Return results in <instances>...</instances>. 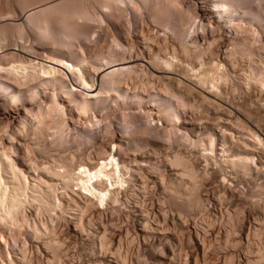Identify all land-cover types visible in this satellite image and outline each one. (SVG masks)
Wrapping results in <instances>:
<instances>
[{
	"label": "bare ground",
	"instance_id": "6f19581e",
	"mask_svg": "<svg viewBox=\"0 0 264 264\" xmlns=\"http://www.w3.org/2000/svg\"><path fill=\"white\" fill-rule=\"evenodd\" d=\"M139 1L142 2L143 4L145 3L148 6L150 0L149 1L139 0ZM175 1L172 2L176 3L174 5L178 6V7L176 6L177 9L178 8L180 9L178 10V14L180 11L179 14L180 16L177 15L178 18H180V22H181L180 25L181 24L182 26L185 24L187 25L189 21L191 22L189 25H192L191 20H193V23L195 25L197 23L196 22L197 19L200 22V28L202 30L201 32H203L204 37H201L202 35L199 36V40H200L199 42L202 43L196 44L194 43V41L193 42L190 41L187 43L186 41H184L185 38L182 35L181 38L184 39H176L177 41L174 40L176 42H173L172 45L166 46L164 45L166 43H163L162 45L159 44L160 43L159 41H158L159 43L154 42L155 39L150 36V31H152L153 29L149 30V29L141 28V30L138 31V38H139L138 41L142 43L141 48H143L144 51H141V48L140 50L138 49V53H137L138 56L137 54L128 55L129 50L126 49L127 46L125 47V45H123L120 42V40L114 39L113 42L114 44L111 43L113 45L108 47V48H112V50L107 48L109 51H106L105 49L106 52H103L105 46L103 48V51H101L102 49L100 48L99 45L98 48L100 50H97L95 52V55L93 53L94 55L93 58L87 60L85 58L83 59V57H85L83 53H82L83 57L81 59L80 57H78L79 55L77 56L76 55L77 53L73 51L74 49L72 44L73 33L70 32H75V30L76 31L79 30L80 32L81 30V33L82 31L84 33L83 29L87 30L86 28L87 23L88 26L90 27L89 21L93 19V16L90 17L89 15L90 13H87L85 11L84 12L78 11L75 14H73L72 11H70L71 13L68 14L67 12L65 15L68 14L67 17L68 16L71 17L72 21L69 22V24L65 25V28L63 32L61 31V34L55 32L51 24L53 21L55 22L58 21V19H56L57 16L51 13L56 17L55 18L53 15L50 14L51 11L47 10L49 13L46 11V14L48 13L52 17L50 22V15L44 16L45 12L44 14L43 12H41V10H43L42 5H41L42 7L40 6L42 9H38L39 6L30 8V6L28 7V5H26L27 10L26 11L24 10L26 14L25 22L22 21L19 23V25L18 24L16 25L14 23L16 27L18 26L17 30L15 29L16 31L15 33H17L16 36H14L15 33L12 34V32H14L13 31L14 30L13 28H15L14 26L12 28L13 30H11V28H8L7 31H9V29L12 31L11 34L9 35L10 31L7 32L5 30L7 32L6 34L5 31L3 30V26L1 27L2 23L0 24V28L3 30L2 31L0 29V31L3 33L0 34V114L3 116L1 119H4V121L2 120V122H5V125L3 126L5 128H3L2 126H1L2 128H0V264H19L22 259H23L22 263L24 264L26 263L24 262V257L27 258L26 251L29 250V249L27 250L26 246L23 247L22 243L21 245L16 246L14 249L15 253L13 254H12L13 251L11 252L10 250H7L8 248H6L9 246L8 239L11 238V240L13 239L17 240L18 236H22L21 238H23L24 236L29 237L28 238L30 239L29 241L34 243V245H32L33 243L31 244L32 245L31 250L34 249L35 252L37 251L39 252V254L46 253L45 264H65L66 260L68 259L70 260L71 258L70 255L72 256L71 250L73 247L71 248L68 245L69 241L66 239L67 237L66 238L65 236L63 237V239L65 238V241L67 240L65 242L63 241L60 235L59 236L61 238L57 236L56 232H58V230H56L55 229L56 226L53 225L56 219H59L61 221L62 219L66 220L68 223H70L73 231H76L80 234L82 233L81 235H86L87 237L92 235L94 236V233L98 232V234L95 233L97 234L95 235L96 237L94 236L95 239L97 238L98 240V245L94 249L93 246L90 247L93 250V252L91 253L93 258L95 257V255H97L101 257V259L100 261L96 260L97 262L95 261L92 264H108L109 262L106 261V256L108 255H111L114 258L116 264H131L130 262L132 261L129 262L128 261L129 259L128 260L126 259L127 256L125 257L126 254L124 255V253L125 252L127 253V251L124 252L123 250L124 253L123 254L121 253L122 251L120 249V244H121L120 240L123 243L122 239H120L119 237L117 240V244L116 245L114 244L115 246L112 245L113 247L111 248L110 247L111 242L107 241L108 232H106L107 231L105 230L106 228H104L102 231L100 230V232L97 231L96 230L97 227L95 226V223H97L98 220H96L94 223V221L92 220L94 218L91 219V216L86 217L85 214L89 210H92L94 207H99L102 209L104 208L105 210H107V208L110 209V207H112L113 210V207L122 205L121 204L122 202L120 200L121 198L119 197L120 195L119 191L121 189L125 190L127 187L129 188V184L131 182L130 180H134V181L137 180L136 178H134V176H131V173L134 172L132 166H135L137 163L139 165L143 161H147V160L145 159L137 160L135 158L132 159V157L124 159L122 156H120L122 154H119L120 153L119 151H121L120 149L123 148V146L118 144L117 140L116 141L112 140L111 143L109 142L108 149H105V146L103 144L101 146L103 148L102 152L101 150H99L100 147H98L100 145H98L97 147L98 150L101 152V154L95 153L94 156H91L90 153L91 151L87 154L86 152H84V154L82 153L83 155L79 157V159L76 158L77 160H75L74 157L75 155L74 156L70 154L66 155L67 153L63 155L64 153L63 154L58 153L59 146L55 145L57 143L61 144V142L67 140L66 132H69L70 126H69V122H67L66 119H68L67 117L69 114L71 115L72 119H77V120L79 119L78 121L79 125L84 128L83 130H86L88 128L90 129L94 125L93 119H95V121L97 120L96 117H98V115L96 116L95 114L97 112L95 111L96 107L98 108L99 105L103 106V104L106 103L107 100L112 101L113 98L112 95H115L121 99H128V98H134L135 100L138 99L136 100L138 106L139 105L141 106V102H142L141 100H143L142 97H140L141 95L139 96L138 94L137 96V94H135V96L132 95V97H129L130 96L129 92L128 94L126 91L121 92L122 85L128 82L129 80L128 79L129 77L127 76L130 72H134L138 70V72L141 71V72L149 73L150 76H152L151 78L158 80L159 83L161 82V86L164 87L163 88L164 90L165 88H170L172 89V91H175L177 94H179L182 102L189 104V106L195 105L192 107H195L196 110L201 109L202 111V108L206 109L208 112L203 113V115L204 114L207 115L208 113H210V111L214 112V113L211 112L212 115L214 114V120L213 117L212 120L216 121V123L215 122L214 123L216 124V126H218L217 129L219 130L222 136V144H221L222 148H220V150L222 151L220 154L221 162H222L221 165L223 164L232 165V167L238 165V167L239 166L243 167L248 171H250L252 167L253 168L258 167V164L255 161V153L258 151L256 147H258L257 144L260 145L261 148L264 147V142L261 140L260 136L256 134V132L252 133V139L250 138L251 140L247 139L241 141L242 149L240 150L238 149L239 152L233 151L232 145L228 144V139H226L227 138L226 136L228 135L229 136L231 135L233 138L235 136L233 134L234 131L231 132L230 128H233L234 130V126L236 127L237 124H240L245 120H249V121L252 120V115L251 113H249V111H246L247 109L244 106L245 104L242 105L239 103L238 105L237 101L236 104H232L231 102L229 104L227 102L229 96L227 95L228 97L225 101L224 99H222L221 93L224 92L222 91L223 90L222 88H224L223 85L226 84V82H228V79H230L231 77L230 74L231 73L233 74V72L231 71L235 70L236 67L234 61L237 62L238 59L237 57L232 55H236L238 56V58L240 57L241 58L240 60L242 62L247 60L248 62L250 61L249 62L250 65L248 67L249 70L247 68L248 74L246 73L247 70H245L244 68L243 70H245L244 71L245 74L243 73L242 75H245L248 78V81L251 80L252 82L253 80V83H257L258 85H260V87L264 88V56L262 55V53L261 54L259 53L260 48L259 50H257L258 48L256 49V46L254 48L253 37L244 38L240 36V33H242L243 30L245 32L246 30L249 33L251 32L252 29L251 27L253 24L252 21L253 22L257 21V23H259V25H261V27L264 29L262 16L259 13L253 12L252 10H248L247 7L240 9L239 4L238 5L236 4L238 2H235L237 0L234 1L213 0L211 5H210V0H203L201 1L203 5L202 6L200 5L201 7L198 6L196 9H194L196 10L194 12L195 13L194 16L193 15L189 16L191 12L188 13L187 12L188 10L185 9L186 10L185 11L183 9L184 4L182 5L181 3L182 1L181 2H179L178 0L177 2ZM59 2L57 4H59ZM103 2L107 10L108 8L110 9V7L113 5L112 4L113 0H103ZM131 3H133L135 7L137 6L138 1L131 0ZM54 5L52 7L57 6ZM155 5L153 4V6ZM82 6L84 7V5L79 4L77 8L79 9L81 8L80 10H82L83 9ZM243 6H245V4ZM187 7L188 6H185V8ZM84 10H86V8ZM212 13L214 15L212 20L206 19V16ZM168 14H170L169 16L167 15L168 18L164 20L165 21L164 23L162 22L163 25L161 24L162 28L164 29L169 28L168 24H170L169 20H171L170 16L172 15L171 13ZM188 17H191V19L188 20ZM178 18L176 20H179ZM204 19H206L205 20L206 22L204 21ZM17 20L20 19L17 18ZM220 24H224V26L221 27ZM70 27L71 29L73 27V29L69 32ZM213 27L214 28L217 27L218 29H220L218 30L217 28H215L216 30H218L217 31L218 33L219 31H221L222 34L228 32L226 34L229 37L228 40L225 41L223 40V44L220 45L224 51L222 53L223 58L219 60H217L215 56L218 55L219 58L220 53L218 52L219 54H216L214 52L215 47H218L219 45L218 44L216 46L217 40L219 38L217 39L215 36H211L209 33V31H211L210 28ZM22 31L28 33V38L26 39V42L30 43L28 44L30 49H35L34 53H29L24 51L26 45L25 42H23L25 40H23L21 36ZM166 31H168V29H166ZM182 31L183 29L181 30V33ZM229 31L231 32V34H229ZM186 32L187 31L183 33L184 36ZM13 37L16 38L15 39L16 41L14 42V47L12 46L13 45L12 39H14ZM238 37L240 38L242 37V39ZM164 38L162 37L163 40ZM17 40L22 41L21 45L18 43ZM43 40H46V42L49 41L48 43L51 42L53 44V48L48 47L49 49H47L46 46L43 47L37 45L38 42L41 41L40 43H42ZM164 41H166V39ZM257 41L255 40V42ZM97 45L98 44H96V46ZM38 49H42L43 52L39 53ZM94 51L92 50V52ZM129 54L131 53L129 52ZM87 56L88 58H90L89 55ZM76 57H78V59ZM229 58H236L235 60H233L234 64L231 63L232 60H229ZM228 62L230 63L228 64ZM227 64L229 67L232 66V68L234 69L231 70L227 68L228 67ZM233 65L235 67H233ZM176 67L180 69H177ZM229 84H231L230 81ZM48 89L54 95L53 97V95L50 93L52 95V98L50 97L51 99L49 98V100L47 99L49 96L46 99H44L45 95H43L44 98L42 96V94H46V90ZM156 94L155 96H152L153 100L150 99L151 103H149L150 101L147 102L148 105L146 106L148 109L144 113L147 114L148 117H151L152 121H157V122L162 121V125L166 124V127H169L168 132H170L171 134L175 126L180 124L181 122L180 115L177 112L178 109H176V107L179 106L175 107L176 104L174 105L173 101H170V99L168 98L167 99L161 98V96H158L159 94L158 95ZM148 99L146 100L144 99L145 102ZM13 103H15V105L16 104L18 105L16 109L9 107L7 108L9 104H11L13 107ZM154 109L155 111L153 112ZM249 109L253 110L252 108ZM234 110L238 114L234 113L235 112ZM93 111H95V113ZM91 112H93V115L91 114ZM122 112L125 113L124 111ZM195 114H193L194 116L190 117L191 120L184 123L197 124L198 122H200L202 124V122L203 123L205 122L204 121V119L206 118L205 116L204 118L202 116H196ZM221 114L222 116H220ZM106 117L107 115L104 118L106 119ZM104 118H102V120ZM108 118L109 117H107V119ZM212 120L210 119V121ZM16 121L18 122V125L17 126L15 125L17 128L10 126V128L7 130V137H5L6 133L4 131L9 126L8 124L9 123L14 124ZM210 121H208V123ZM255 121L258 122L259 119L256 118ZM232 124L234 125L233 127ZM28 128H30V130L32 129L33 131H29V134L27 135L25 133V135L30 136L31 134H33V136L31 137L34 139V141H32L33 142L32 145H35L34 147L32 146L33 148L31 147L30 149H28L29 147L26 148L25 145L23 147L22 146L23 143L20 144L19 143L20 139H18L21 134L29 130ZM177 129L179 128L177 127ZM79 130L81 129H76V131L72 130L74 133L71 134L73 135V138H77V140L80 141V139H82L83 136L80 135L82 134V131H80L81 132L80 133ZM241 131L243 130L241 129ZM30 132L32 133L30 134ZM35 132L39 133L42 138H44L45 136L48 137L50 136L52 140L49 142L50 145L48 146L51 147V143L54 142L53 144L55 147L53 146V144L52 147L54 149L58 147L57 148L58 150L57 149H56L57 151L55 150L57 154H53L55 153L54 149L52 148L53 149L52 152L51 151L52 149L48 148L47 146L45 147L44 143H43L44 146L43 145L41 146L45 148L44 149L45 151L42 148L37 149V146L42 144L43 139L40 137V135H36L37 133ZM173 133L176 134L175 129L173 130ZM37 136L40 137V139L37 138ZM231 136L228 137L230 138L229 140H232ZM79 137L81 138L79 139ZM203 138L202 137L199 139L191 138L189 140H191L193 144L195 145L197 144L199 145V147L201 146L200 148L204 151L201 152L203 156H205L204 158H207V156L210 157L212 155L214 156V153H216L215 152L216 137L212 133V136L211 135L209 136L210 139L207 141V143H205V140ZM43 142H45V138ZM231 142L232 141H230V143ZM61 151L63 150L61 149ZM240 151H242V154ZM50 152H52L53 155H50L51 154ZM36 153L40 154V157L39 156L38 157L41 159H42L41 155L43 153H45L46 155L48 153L47 156L49 157L47 158V156L43 154L44 157L46 156L47 160L42 161L40 159L41 162H38L39 159L36 156ZM32 155L37 157V159L31 157ZM165 156H167V154ZM189 159L190 158L187 159L181 152L175 151L171 156L168 155L166 157V162L167 165L171 167V169L173 168L176 170L173 171L174 173L171 171V173H173L176 178L182 181L187 180L188 182H190L191 185V183L196 184L197 182L202 181L200 179L203 178H200L201 176L199 175L200 173L196 171V167ZM204 167L205 166H203V169ZM222 169L224 168L222 167ZM256 172H259V170ZM222 178L223 180L225 179L224 177ZM160 179L158 181H161ZM161 187H162V182H161ZM194 188L196 189V187ZM30 208H34L33 211H35L36 214L35 217L34 216L32 217L27 214ZM99 208L96 209L99 210ZM90 212L91 211H89L88 213ZM111 220H113V218ZM101 221L103 220L100 219L98 222L100 223ZM110 222L108 221V224H110ZM101 223L104 224V221ZM106 224L107 223H105V226H107ZM109 226L111 227V225ZM144 227L145 226L143 227L139 226L141 234L143 235V237L147 238L145 235L146 232L148 231V228L147 226L145 228ZM99 229L100 227L98 228V230ZM120 229H122V227ZM151 232L152 234L154 233L159 240L160 237L164 235L156 228H152ZM60 233L62 232L60 231ZM127 233L128 232H126V234L124 235L126 238L130 235L129 233L127 235ZM119 235L122 236L123 234L119 233ZM255 235H257V233ZM147 236H149L150 238V235L147 234ZM94 237L92 239H94ZM133 238L130 239L132 240ZM131 240L128 239L129 241L128 244L132 243ZM108 242L110 245L108 244ZM114 242L115 240L113 241V243ZM15 243L17 244V241ZM144 244L146 248H148L151 252H153L152 250V248H154V245H152L153 243L150 244V242L147 243L145 241ZM4 248H6L5 252H4L5 250ZM24 248H26V250ZM257 253H258L257 257L254 258L253 260H250L248 258L249 260L247 263L260 264L261 262L264 261V243L263 245H260V247H258ZM91 255L90 257H92ZM175 255L177 254H174V257H177ZM171 257H173V255Z\"/></svg>",
	"mask_w": 264,
	"mask_h": 264
},
{
	"label": "rangeland",
	"instance_id": "374dc122",
	"mask_svg": "<svg viewBox=\"0 0 264 264\" xmlns=\"http://www.w3.org/2000/svg\"><path fill=\"white\" fill-rule=\"evenodd\" d=\"M135 1H138L137 3L138 7L137 6L134 7V4L131 3V0H121V1L113 0V3H112L113 5L110 7V9L108 8L107 10L105 5L103 4L104 3L103 0H0V24L2 23L1 27L3 26L4 31L5 30L7 31L8 28H11V30L14 29L13 30L14 32H12L9 29L10 31L9 35L11 34V32L12 34H14L16 32L15 29L17 30L18 28V26L16 27L14 23L16 25L17 24L19 25L20 22L22 21L25 22V18H26L25 11L27 10L26 5H28V7L30 6V8L39 6L38 9L43 8L41 12H43V14L45 12L44 16L50 15L51 13L57 16L56 18L53 14H51L56 19H58L57 22L53 21L54 23L52 22L51 24L53 26L52 27L53 30L61 34V31L63 32L65 25L69 24V22L72 21L71 17L69 16L67 17V15L71 13L70 11H72L73 14H75L78 11L80 12L85 11L87 13H90L89 14L90 17L93 16V19L95 20L91 18L92 20L89 21L90 27L88 26V23H87L86 28L88 31L83 29L84 33L83 31L81 33V30L80 32L79 30L77 31L75 30V32H70L75 26H73L72 29L71 27L69 29V32L73 33L72 44H73V48L75 49V50L73 49V51H75V53H77L76 55L77 56L79 55L78 57H80L81 59L84 55L85 57H83V59L85 58L87 60H90L91 58H93L95 55V52L97 50H100L98 48L99 45H100V48L102 49L101 51H103V48L105 46L103 52L109 51L108 49L112 50V48H108V47L114 44L113 43L114 39L120 40V42L123 45H125V47L127 46L126 49L129 50V52L131 53L129 54L128 52V55H136L138 53V49L140 50L142 46V43L138 41L139 40L138 31H140L141 28L149 29V30L153 29L152 31H150V36L155 39L154 42L157 43L159 41L160 43L159 42L158 43L162 45L163 43H166L164 44L166 46L172 45L173 42L177 41L176 39H184V38H185L184 41H186L187 43L190 41L192 42L194 41V43L196 44L202 43V42H199L200 41L199 36L202 35L201 37H204L203 32H201L202 30L200 28V22L197 19L196 20L197 23L195 25L193 23V20H191L192 25H189L191 23L190 21L187 23V25L189 26H187L186 24L183 26L182 24L180 25L181 23L180 18H178V16H180L179 15L180 11L178 14V10L180 9L179 8L177 9L178 6L174 5L176 3L172 2L175 0H172V1L171 0H150V1L148 0L149 1L148 6L145 3L143 4L142 2H140L139 0H135ZM178 1L179 2L182 1L181 3L182 5L184 4L183 6L184 10L185 9L188 10L187 11L188 13L191 12L189 16L190 15L194 16L195 14L194 12L196 11L194 9H196L198 6L201 7L203 5L201 3V1L203 0H194V1L193 0H189V1L188 0H184V1L178 0ZM58 2L59 4L61 3L60 6L59 4H57ZM175 2H177V0ZM212 2L213 0H210V5L212 4ZM235 2H238L236 4L237 5L239 4L240 9L247 7L248 10H252L253 12L259 13L262 16L263 23H264V14H263L264 13V0H239V1L237 0ZM54 4L57 6H55ZM79 4L84 5L86 10H84L85 8L83 6H82L83 7L82 10H80L81 8L80 9L77 8ZM153 4L154 5L156 4V5L153 6ZM171 4L174 6H172ZM244 4L245 6H243ZM53 5L55 7H52ZM185 6H188V7L185 8ZM47 10L51 11L50 14H48L49 12ZM46 11L48 12L47 14H46ZM67 12L68 14L65 15ZM168 13H171L172 16H170L171 20H169L170 21L169 22L170 24H168L169 28L164 29L162 28L161 24L163 25V23L165 22L164 20L168 18L167 15L168 16L170 15ZM51 15H50V22L52 18ZM4 16L9 19L5 18ZM213 16L214 15L212 13L206 16V19L212 20ZM17 18L20 20H17ZM177 18L179 20H176ZM190 19L191 17H188V20ZM206 19H204V21ZM178 21H179V24H178ZM26 23H27V20H26ZM252 23L253 24L251 27L252 28L251 32L249 33L246 29H245L246 30L245 32L242 29L243 32L241 31L242 33H240V36L244 38L253 37L254 38V43H253L254 48L255 46H256V49L258 48L257 50H259L260 48L261 52L259 50V53L260 54L262 53V55L264 56V50H263L264 49L263 47L264 46V29L261 27V25H259V23H257V21H254V22L252 21ZM3 24H5L6 26ZM220 25L221 27L224 26V24H220ZM13 26L15 28H13ZM215 28L214 27L210 28L211 31H209V33L211 36H215L217 39L219 38L216 43V46L219 44L218 45L219 48L215 47V50H214L216 54L220 53L219 58H218V55L215 56V58L219 60L223 58L222 53L224 51L220 45L223 44V40L224 41L228 40L229 37L226 34L228 32L224 31L226 32L225 33L226 35L224 33L222 34L221 31H219L218 33L217 31L220 29L217 28L218 30H216ZM166 29H168V31H166ZM182 29L184 32L187 31L185 33V36L187 37L184 36L183 31L181 33ZM6 31L5 33L7 34V32L9 31L7 32ZM0 34H3V33L1 32ZM16 34L17 33H15L14 36H16ZM221 34H222V37H221ZM229 34H231L230 31H229ZM249 34H251L252 36ZM182 35L184 38H181ZM21 36L23 40H25L23 41L21 39L23 42H25V45H26L24 48V51L29 52V53H34L35 49H30L28 45L30 43L26 42V39L28 38V33L25 31H22ZM162 37L164 38V40L166 39V41H164ZM242 37L241 38L238 37V38L242 39ZM13 38L14 39H12V43H13L12 46L14 47V42L16 41L15 40L16 38L15 37ZM255 40L256 41L258 40V41L255 42ZM17 41L21 45L22 41L20 40H17ZM40 42H38L37 45H40L43 47L46 46L47 49H49L50 47L53 48V44L50 42L52 44L51 46V44L48 43L49 41L46 42V40H43L42 43ZM42 44H45V45H42ZM96 44L98 45L96 46ZM91 49L95 51L92 52ZM141 51H144V49L141 48ZM38 52L42 53L43 51L42 49H38ZM87 55H89L90 58H88ZM232 56L237 57L238 63L234 61L236 67L233 65V67H235V70H232L234 68H232V66L229 67L228 64L230 62H228L227 68L231 69L232 71L231 70L230 71L233 72V74L230 72L231 73L230 79H228V82H226V84L223 85L224 88H222L223 89L222 91L224 92L221 93L222 95L221 97L222 99L226 101L227 97L229 96L227 99L228 100L227 102L229 104L230 102L232 104H236L238 102L237 103L238 105L239 103L242 105L245 104L244 106L247 109L246 111H249V113H251L252 115V120L250 121L245 120L241 122L240 124H237L238 126L236 125V127L233 125L234 123L232 124V127L234 126V130L233 128H230L231 129L230 131L231 132L234 131L233 134L235 135L234 138L230 135L232 140H229L230 139L228 138L230 137L229 135L226 136L227 137L226 139H228V144L232 145V150L238 151V149L239 150L242 149L241 141H244L250 138L252 139L253 132H256V134L259 135L261 140L264 142V88L260 87V85H258L257 83H253V80L252 82L251 80H249L250 81L249 82L248 78L245 75H242L243 73L245 74L244 71L247 70V68L249 67L250 61L248 62L247 60V61L242 62L240 60L241 59L240 57L238 58V56L236 55H232ZM78 57L76 58L78 59ZM235 59L236 58H229V60H232L231 61L232 64H234L233 60ZM176 68L180 69L178 67ZM244 68L245 70H243ZM248 70L246 72L247 74H248ZM127 77H129L128 78L129 80L128 82L122 85L121 92L126 91L127 94L129 92V95H130V96L128 95L129 97H132V95L135 96V94H137V96L138 94L139 96L141 95L140 97H142L143 99L141 100L142 101L141 106L140 105L138 106V103L136 101L138 99L136 100L134 98L121 99L115 95H112L113 97V98L111 97L112 101L107 100V102L104 103L103 106L99 105L98 108L96 107V110H95L97 111L96 113L95 111H93L96 114V116L98 115V117H96L98 121L97 120L95 121V119H93L94 125L90 129L88 128L89 130L88 129L83 130L84 128L79 125V122H78L79 119L78 120L72 119L71 115L69 114L67 117L68 119H66V121L69 122V126H70L69 132H66L67 140L64 142H61V144L60 143L58 144L57 142H56L57 144H55L59 146L58 153L60 154L64 153L63 155H65L66 153H67L66 155H69V154L72 156L75 155L74 156L75 160H77L79 159V157H81L84 154V152H86L87 154L91 151L90 152L91 156H94L95 153L101 154L103 150L101 146L103 144L105 146V149H108L109 142L111 143L112 140L114 141L117 140V143L123 146V148L120 149L121 151H119L120 152L119 154H122L120 156H122L124 159L132 157V159L135 158L137 160L138 159L147 160V161H143L139 165L137 163L135 166H132L133 167L132 169L134 170V172L131 173V176H134V178H136L137 180L136 181L130 180L131 182L129 184V188L127 187L125 190L121 189L119 191V194H120L119 197L121 198L120 200L122 202L121 203L122 205L113 207V210H112V207H110V209L106 207L107 210H105L104 208L102 209L99 207H94L95 209L93 208L92 210H89L91 212L88 213L89 212L88 211L85 214V216L86 217L91 216V219L94 218L92 219L94 223L96 220L99 221L100 219L104 221V224L101 223L103 221H101L100 223L97 221V223H95V226L97 227L96 230L100 232V230L102 231L104 228H106L105 230H107L106 232H108L107 241L111 242L110 243L111 245L108 242L111 248L117 244V240L119 237L120 239H122L123 243L121 242V240H120L121 244L119 243L120 249L122 251L120 252L123 254L125 251H127V253L125 252L124 255L126 254L125 257L127 256L126 259L127 260L129 259L128 260L129 262L132 261L130 262L131 264H249L247 263L248 260L249 259L253 260L254 258L257 257L258 247H260V245H263L264 243V171H263L264 170V167H263L264 166V147L261 148V146L258 144H257L258 147H256L257 150L259 151L255 153V161L258 164V167H256L257 169L255 167L254 168L252 167V169L248 171L243 167H240V166L238 167V165L237 166L235 165L233 167L232 165H225V164L221 165L222 162H221L220 154L222 151L220 150V148H222V145H221L222 136L219 130L217 129L218 126H216L215 124L216 121H213L214 114L213 115L211 114V112L214 113L213 111L209 110L210 113H208L207 115L206 114L203 115V113L208 112L206 109L202 108V111H201V109L197 108L198 110H196L195 107H192L195 105L189 106V104L182 102L179 94H177L175 91H172V89L170 88H165L164 90L163 89L164 87L161 86V82L159 83L158 80L151 78L152 76H150L149 73L141 72V71L138 72V70H136L134 72H130ZM245 77H246V80H245ZM229 81L231 84H229ZM155 92L158 93L159 95L156 94ZM50 93L53 95V93L49 89L46 90V94H42V96L45 95V98L44 96L43 98L46 99L48 96H49L47 98L48 100L50 97L52 98V95ZM155 94L158 96H161V98L170 99V101L174 102V103L172 102L174 105L176 104L175 107L179 106V107H176V109H178L177 112L180 115L181 122L180 124L176 125L174 128L176 134L173 133L174 129L172 130L170 134V132H168L169 127H166V124L162 125V121H158V122L152 121L151 117H148L147 114L144 113L148 109L146 106L148 105L147 102L150 101L149 103H151V100H153L152 96H155ZM113 99L116 101H114ZM144 99L145 100L148 99V100L145 102ZM177 100H178V103H177ZM182 104L184 105V107ZM10 105L11 104H9L7 108L9 107V108L16 109L18 107V105L17 104L15 105V103H13V107L12 105L11 106ZM191 107L194 109H192ZM249 108H252L253 110ZM99 111H102V112H99ZM122 111H124L125 113H123ZM154 111L155 109L153 110V112ZM93 112H91L92 115H93ZM234 113L238 114L236 111ZM193 114H195L196 116H202V117L205 116L207 119L205 117L204 118L208 121H210V119L212 120V117H213V120L208 123V121L202 118L204 119L206 124L205 122L204 123L202 122V124L200 122H198L200 124L184 123V122H188L189 120H191L190 117L194 116ZM106 115L107 117H109L108 119L107 117L106 119L104 118ZM220 116H222V114ZM2 117L3 116L0 114V122H1L0 128H2L5 125V122H2V120L4 121V119H1ZM102 118L104 119L102 120ZM256 118L259 119L258 122L255 121ZM8 125H6L8 126L7 129L6 130L4 129L5 130L4 132L6 133L5 137H7V130L10 128V126L16 127L18 125V122L16 121L14 124L9 123ZM177 127L179 129H177ZM237 127L239 129L241 128L243 131H241V129L239 130ZM28 129H29L27 131L28 133L24 132L23 134L20 135L21 138L19 137L18 139H20V142H19L20 144L23 143L22 144L23 147L25 145L26 148L29 147L28 149H30L32 146L34 147L35 145H32L33 144L32 141H34V139L31 138L33 136V134H31L32 132H30L31 134L30 136H27L29 134V131H33V130L32 129L30 130V128ZM76 129H81L79 130V132L82 131V134L80 135L83 137L82 139H80L81 137H79L80 141L77 140V138H73L72 134L74 133L73 131H76ZM25 133L27 135H25ZM212 133L216 137V142H215V152L216 153H214V156L216 154L217 155L215 157L212 155L211 157L207 156V158H204L205 156H203V154L201 153L203 151L200 148L201 146L199 147V145L193 144L191 140L189 139L191 138L199 139L201 137L202 138L204 137L203 139L205 140V143H207V141L210 139L209 136L210 135L212 136ZM36 135H40V134L37 133ZM40 137L37 136V138L39 139ZM44 138H45V142H43ZM44 138H42L43 139L42 144L38 145L37 149L42 148L44 150L45 149L43 147L44 145L45 147L47 146L48 148L52 149L53 148L52 144L54 142L51 143V147L48 146L50 145L49 142L52 140L51 137L45 136ZM30 139H33V140H30ZM230 141L232 142L230 143ZM97 146L100 147L99 150H101V152L98 150ZM57 148L55 149L53 148L55 152L53 154H57L56 152L58 150ZM53 149L51 150L52 152H53ZM61 149L63 151H61ZM175 151L181 152L187 159L190 158L189 160L196 167V171L200 173V174L198 173L199 175H201L200 178H203V179H200L202 180L200 181L201 183L200 182H197L196 184L191 183L190 185V182H188L187 180L182 181L175 177V175L173 174L174 173L173 171L175 169L173 168L171 169V167L167 165V162H166V157L168 155L171 156ZM52 152H50L51 153L50 155H53ZM240 152L242 154V151ZM43 154L41 155L42 159L39 158L40 157L39 153L38 154L36 153V156L37 157L39 156L38 157L39 160L40 159L42 161L47 160V158L49 157L47 156L48 153L47 155L45 154L47 158L46 156L44 157ZM166 154L167 156H165ZM31 157H34L37 159V157H35L34 155H32ZM39 160L38 162H41V160L40 161ZM203 166H205L204 169H203ZM222 167L225 170L222 169ZM258 170L259 172H256ZM171 171L173 173H171ZM222 177L225 178L224 179L225 181L223 180ZM159 179L161 181H158ZM161 182H162V187H161ZM194 187H196V189ZM187 192L189 193V195ZM96 208H99V210ZM33 210L34 208H30L27 214L32 217L33 216L35 217L36 214H35V211ZM96 215H97V218H96ZM112 218L113 220H111ZM55 221L54 223H57V224L53 223V225L56 226L55 229L58 230V232H56L55 230V232L57 233V236L58 237L61 236L62 239L64 236L65 238L67 237L66 239L69 241L68 245L71 248L73 247L71 250L72 256L70 255L71 257L70 260L69 259L66 260L65 264H89V263L92 264L96 260L100 261L101 257L95 255V257L96 256L97 257L93 258V256L91 255V253L93 252L91 247L93 246V249H94L98 245V240L97 238L95 239L96 237L95 235H97L98 232H95L97 234L94 233L95 237L93 235L88 236L89 237L88 239L86 235H81L82 233L80 234L76 231H73L70 223H68L66 220L62 219L61 221L59 219H56ZM108 221L110 222V224H108ZM105 223H107L106 224L107 226H105ZM109 225H111V227ZM142 225L145 227L147 226L148 228V231H147L148 233L146 232V235H145L147 238L143 237V235L141 234L139 226L143 227ZM99 227L100 229L98 230ZM121 227L122 229H120ZM151 227L156 228L158 229V231L162 232L164 234L162 235L163 238L160 237V240H159L154 233L152 234ZM60 231L62 233H60ZM126 232L130 234L127 238L124 236ZM119 233L123 235L121 236L119 235ZM256 233L257 235H255ZM147 234L150 235V238L149 236H147ZM21 237L22 236H18L17 237L18 239L16 238L17 240H14V239L11 240V238H9L8 239L9 246L6 247L8 248L7 250H10L11 252L13 251L12 252L13 254L15 253L14 252L15 247L18 245H21L22 243L23 247L26 246L27 250L29 249L28 251H26L27 256L25 255L27 258L24 257V262H26L25 264H45L46 253L39 254V252L37 251L35 252L34 249L31 250L32 245H34V243L29 241L30 239H28L29 238L28 236L27 237L24 236L23 238ZM93 237L95 240L92 239ZM65 238L63 239V241H65ZM130 238H133V239L131 240ZM143 238L145 239L147 243L149 242L150 244L153 243L152 245H154V248H152V250L154 253L145 247V244H144L145 241ZM128 239L132 241V243L130 242L131 244H128L129 243ZM114 240L115 242L113 243ZM12 241H15V242L17 241V244ZM6 248H4L5 250L3 249L4 252L6 251ZM26 248L24 249L26 250ZM173 253L177 254L175 255L177 257H174ZM90 255L92 257H90ZM172 255L174 258L171 257ZM106 261L109 262L108 264H116L114 258L111 255L106 256ZM22 262H23V259L20 261L19 264H24ZM261 263L264 264V261Z\"/></svg>",
	"mask_w": 264,
	"mask_h": 264
}]
</instances>
